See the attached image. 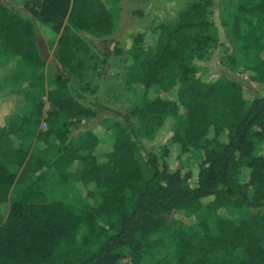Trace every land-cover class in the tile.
I'll return each instance as SVG.
<instances>
[{
	"label": "trees",
	"instance_id": "trees-1",
	"mask_svg": "<svg viewBox=\"0 0 264 264\" xmlns=\"http://www.w3.org/2000/svg\"><path fill=\"white\" fill-rule=\"evenodd\" d=\"M115 4L0 3L7 76L17 73V61L30 70L44 66L40 27L50 30V46L60 33L46 130L36 136L44 154L24 146L39 125L41 100H29L0 128V264H119L125 255L129 264H264V213L237 222L219 215L264 209V0L224 5L226 44L211 0H189L145 42L137 35L125 85L138 84L143 94L126 115L103 100L90 104L87 87L71 78L86 76L83 56L94 57L83 35L112 36ZM217 48L230 50L224 62L246 74L243 84L196 75V61ZM103 111L114 122L93 130ZM167 116L175 121L170 146L158 155L139 133L151 137ZM196 151L203 157L197 168L175 165V152Z\"/></svg>",
	"mask_w": 264,
	"mask_h": 264
},
{
	"label": "rangeland",
	"instance_id": "rangeland-1",
	"mask_svg": "<svg viewBox=\"0 0 264 264\" xmlns=\"http://www.w3.org/2000/svg\"><path fill=\"white\" fill-rule=\"evenodd\" d=\"M32 0H0L1 4L13 6L18 9L24 8L25 2ZM109 8L110 3L116 2L119 17L112 36L103 39H93L87 35L85 41L88 43L89 49L93 52V58L83 56L86 63L87 74L77 77H71L78 86L87 87V92L92 94L90 104L96 105L98 101L103 100L107 107L118 109L122 115H126V109L135 107L140 104L143 89L140 85L127 87L125 85L124 67L127 59V51L129 50L132 40L137 35H142L145 42L147 35L149 36L152 29L161 24L173 22L178 12L189 2V0H102ZM212 15L211 19L215 24L220 42L226 44L227 38L224 36V26L221 24V16L223 14L224 5H229L236 0H211ZM110 2V3H109ZM50 30L45 31V27L38 30L37 44L39 51L45 64L42 68L30 70L24 66L22 61H17V73L13 76H7L10 72L4 68L0 69V128L5 127L9 120L19 114L31 99L42 101V112L40 122L36 130L30 134L24 142L25 148L29 150V154L36 151L44 154L43 146L38 144L36 136L39 132L46 130V115L48 111L47 92L53 88V77L56 71V62L53 60V51L56 46L58 33L50 46L46 42L47 34ZM230 52H223L217 48L211 52L209 58L205 61H196V75L206 76V78H215L222 75L227 78H233L239 83H244L246 74L241 69L230 67L226 64L224 57ZM105 59H107L106 62ZM21 63V64H20ZM95 66L94 70L91 68ZM90 70V71H89ZM244 79V80H243ZM79 83V84H78ZM94 94H98V97ZM115 120L114 115L110 112L103 111L100 116L90 123L93 130H99L101 126L108 127ZM174 119L165 117L163 126L155 131L151 137H145L139 133L140 140L146 150L157 153L158 155L165 147H169V138ZM101 125V126H100ZM178 153L172 155L175 165L181 168H197L202 160V153L191 152L180 158H176ZM264 213V209L260 211L242 209H228L219 212L221 217L232 221H240L241 219L250 217L253 214ZM126 254V253H125ZM119 264H129V258L125 255Z\"/></svg>",
	"mask_w": 264,
	"mask_h": 264
}]
</instances>
